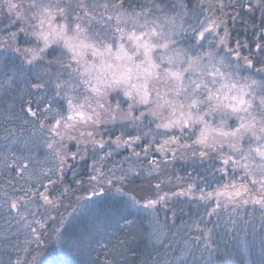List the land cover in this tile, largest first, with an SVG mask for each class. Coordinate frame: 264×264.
Here are the masks:
<instances>
[{"label":"trees","instance_id":"obj_1","mask_svg":"<svg viewBox=\"0 0 264 264\" xmlns=\"http://www.w3.org/2000/svg\"><path fill=\"white\" fill-rule=\"evenodd\" d=\"M10 2L20 5L19 9L9 10ZM61 2L75 7L78 0ZM83 2L89 7L77 8L75 14L83 17L82 24L91 29L89 34L103 36L104 21L99 14L106 17L108 13L91 5L104 0ZM134 2L152 4V0ZM29 3L0 0V264H15L17 259L26 264H264V209L240 203L239 197L229 202L227 196L216 195L233 180L237 184L248 180L243 169L233 168L231 161L222 163L228 155L238 158L227 144L213 150L195 143L199 126L169 131L158 129L156 125L162 121L151 115L116 123L107 122L102 115L103 122L97 125L78 124L71 130L76 139L53 136L49 131L52 116L60 105L67 114L66 102L55 96L56 84L68 81L71 69L49 61H72L61 45H53L43 60L27 63L24 49L42 46L34 36L25 34L37 23L29 19L35 11L29 9ZM164 3L167 15L177 17L173 47H182L190 56L204 54L205 63L206 54L215 52L217 58L231 61L234 67L230 71L241 80L264 76L257 72L264 67V48L256 47L264 45V0ZM18 14L23 18L17 19ZM201 21L215 32L206 33L208 40L189 47L195 43L193 29H201ZM107 30L110 34L111 28ZM12 32L18 33L15 40ZM226 33L228 48L238 51L240 58L217 46ZM244 56L253 67L244 65ZM36 84L41 87H34ZM164 91L161 87L162 94ZM107 102L113 108L119 102L123 111L130 103L118 89L109 92ZM49 105L51 112L44 119ZM141 111L146 109L138 106L133 116ZM162 112L165 117L169 114L166 109ZM137 136L141 139L131 143ZM93 141L103 142L104 147ZM50 142L65 155V164L47 148ZM247 146L244 142L245 149ZM201 152L208 154L202 156ZM92 176L97 179L90 180ZM249 187L256 186L249 183ZM40 193L53 203H45ZM149 200L156 203L145 207ZM13 202L17 209L11 207ZM32 228L37 229L35 234Z\"/></svg>","mask_w":264,"mask_h":264},{"label":"snow or ice","instance_id":"obj_2","mask_svg":"<svg viewBox=\"0 0 264 264\" xmlns=\"http://www.w3.org/2000/svg\"><path fill=\"white\" fill-rule=\"evenodd\" d=\"M8 7L9 10H18L20 5L10 2ZM88 7L83 0H78L75 7L71 3H62L61 0L46 4L40 0H30L29 3V9L35 10L29 19L37 23L32 25L31 33L25 34L34 36L42 46L24 49L28 57L27 63L34 64L43 60L44 54L53 45H61L72 61L69 64L59 58L49 61L50 64L58 62L71 69L70 79L56 84L55 96L66 102L67 114L63 112L64 105H60L52 116L54 122L49 126V131L53 136L60 137L61 140L65 136L76 139L70 135L71 130H75L78 124L88 125L90 122L97 125L103 122L102 115L111 123L138 120L145 115H151L161 119L162 122L156 125L158 129L169 131L175 128L183 132L199 126L195 143L213 150L218 145L222 148L227 144L238 158L228 155L222 163L228 165L231 161L233 168L243 169L248 180V183L243 184H237L233 180L224 186V190H217L216 195L227 196L229 202L239 197L240 203H252L264 209V76L260 80L252 79L250 83V77H244L242 82L241 79L234 78V72L230 71L234 66L230 60L226 63L225 57L217 58L215 52H208L205 63L204 54L190 56L183 49L173 47L177 43L173 39L177 17L167 15L168 6L164 0H152L151 7L136 4L134 0H104L103 3H93L91 8H103L108 13L106 17L103 13L99 14L100 21H104L100 29L103 36L99 32L90 35L91 29L82 24L83 17L75 14L77 8ZM84 15L88 16V12ZM22 18L17 15V19ZM94 19V16L90 17L89 24ZM112 21L114 24L109 23ZM211 23L215 24L214 21ZM180 27L183 28V25ZM108 28H111L110 34ZM19 31L25 32V29L20 28ZM193 32L195 43L189 47H196L201 41L208 40L205 34H214L215 28L205 26L201 21V29H193ZM17 35L16 32L10 33L12 40ZM226 37L227 33L219 39L217 46H223L229 53L240 58L238 51L228 48ZM208 42L212 43L211 40ZM256 47L261 49L264 45L257 44ZM15 50L20 51L19 48ZM89 54L92 57L91 62L87 59ZM242 59L248 68L254 66L248 56ZM239 67L237 64L236 70ZM257 72L264 73V67L257 69ZM185 73L188 74L187 77ZM208 77H211L210 81L207 80ZM209 83L215 87H209ZM81 84L84 86L82 93L78 91ZM34 87L39 88L41 85L36 84ZM161 87L165 89L163 94ZM117 89L130 101L127 111L121 109L119 102L115 108L107 102L109 92ZM138 106H143L146 111H141L139 116H133ZM97 108L102 109L103 113L98 112ZM165 109L169 113L167 117L163 116L162 110ZM29 112L36 115L31 108ZM44 112V119H48L51 105ZM88 136L91 137L92 133L89 132ZM140 139L139 136L134 137L131 143ZM93 142L98 143L100 148L104 147L103 142ZM120 142L117 138V145ZM244 142H247V149ZM47 148L56 152L62 165L66 163L65 155L57 151L55 142L48 143ZM160 150H165L164 145H161ZM207 154L201 152L202 156ZM89 179L96 180L97 177L92 176ZM249 183L256 186L255 189L249 187ZM227 189L232 191L229 193ZM40 195L45 203H53L43 193ZM155 203L156 201L149 200L144 206L149 207ZM11 207L17 209L18 205L13 202ZM36 223L40 224V221ZM40 227L43 228L44 225L40 224ZM31 231L35 234L37 229L32 228ZM39 239L36 236L37 242ZM15 264L26 262L17 259Z\"/></svg>","mask_w":264,"mask_h":264},{"label":"rangeland","instance_id":"obj_3","mask_svg":"<svg viewBox=\"0 0 264 264\" xmlns=\"http://www.w3.org/2000/svg\"><path fill=\"white\" fill-rule=\"evenodd\" d=\"M128 28H131V25H128L127 26ZM91 35V34H90ZM175 48H178V47H175ZM178 49H182V47H180V48H178ZM169 54H171V53H169ZM87 59L89 60V62H91V60H92V57H91V55L89 54V56L87 57ZM158 62V61H157ZM207 63V62H206ZM162 67H166V65H162ZM178 67H181L180 65H178ZM183 67H186V65H183ZM74 75H75V73H74ZM187 73H185V76L187 77ZM235 79H239V78H236V77H234ZM253 78H250L249 79V83L251 82V80H252ZM207 80H211V77H208L207 78ZM242 82H243V80H241ZM77 83H79V80L78 81H76ZM209 87H215L214 85H212L211 83H209ZM79 92H84V86L81 84V86H80V88H79V90H78ZM156 98V97H155ZM154 98V99H155ZM169 98H171V95L169 96ZM183 99V97H180L179 99ZM93 107H95V105H93ZM153 161H155L154 159H152V162ZM96 192H100V190L98 189V190H96Z\"/></svg>","mask_w":264,"mask_h":264}]
</instances>
